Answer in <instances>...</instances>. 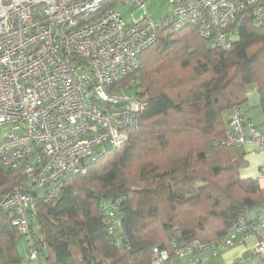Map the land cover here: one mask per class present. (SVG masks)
<instances>
[{"label": "trees", "instance_id": "trees-1", "mask_svg": "<svg viewBox=\"0 0 264 264\" xmlns=\"http://www.w3.org/2000/svg\"><path fill=\"white\" fill-rule=\"evenodd\" d=\"M229 29V50L210 47L200 23L159 31L129 77L146 98L137 128L56 198L40 197L28 232L0 207V264H24L25 237L41 264H154V247L173 255L195 239L211 243L264 206L259 180L241 176L245 153L222 143L230 109L250 112V87L264 111V26L247 6ZM24 178L21 168L0 167V202Z\"/></svg>", "mask_w": 264, "mask_h": 264}, {"label": "built area", "instance_id": "built-area-1", "mask_svg": "<svg viewBox=\"0 0 264 264\" xmlns=\"http://www.w3.org/2000/svg\"><path fill=\"white\" fill-rule=\"evenodd\" d=\"M151 2L0 0V129L6 130L0 167L21 168L25 176L0 207L14 213L13 224L21 231H29L40 197L56 198L65 181L86 174L128 141V129L137 128L146 98L137 79L126 80L159 31L200 23L210 47L229 50L236 36L229 25L239 11L254 6L256 21L264 26L263 0H169L160 21L150 12L125 21L124 9ZM245 114L244 107L230 109L231 132L222 143L238 149L251 144L264 152V123L260 127ZM259 179L264 182V164ZM249 237L258 238L252 254L264 255V213L241 217L211 243L195 239L177 246L173 255L154 247L153 263L187 258L178 264H205ZM32 244L25 259L41 264L38 244Z\"/></svg>", "mask_w": 264, "mask_h": 264}, {"label": "crops", "instance_id": "crops-1", "mask_svg": "<svg viewBox=\"0 0 264 264\" xmlns=\"http://www.w3.org/2000/svg\"><path fill=\"white\" fill-rule=\"evenodd\" d=\"M246 120L255 123L251 117V112L247 113ZM256 125L261 127L263 124ZM241 150L245 153L247 160V164L240 171L241 176L243 178H257L261 188L264 190V182L259 179V171L264 164V152L251 144L246 145ZM259 212L264 213L263 208H253L249 213V217L253 218ZM257 242V237H249L243 244L221 250L217 256L211 257L205 264H264V255L252 254V249ZM186 261L187 258H184L183 261L177 262L176 264L185 263Z\"/></svg>", "mask_w": 264, "mask_h": 264}, {"label": "rangeland", "instance_id": "rangeland-1", "mask_svg": "<svg viewBox=\"0 0 264 264\" xmlns=\"http://www.w3.org/2000/svg\"><path fill=\"white\" fill-rule=\"evenodd\" d=\"M169 0H152V2L146 6H141L134 10L124 9L122 11V15L127 23H133L144 16L145 13H152L156 20L160 21L163 16L167 14L169 11ZM134 79V78H132ZM127 84L131 79H127ZM126 83V82H125ZM123 85V84H122ZM124 86V85H123ZM249 100L248 105L251 108V117L255 121L256 124L264 123V111L261 106H259V94L257 90H254L253 87L249 88ZM6 130L0 129V139L3 137ZM152 198L150 196H146L142 199L143 204L151 202ZM259 208H263L264 206H260ZM32 242H35L32 240ZM258 243V242H257ZM256 243V244H257ZM255 244V245H256ZM17 248L23 258V263L28 264L27 260L24 258L25 253L28 250V238L25 237L22 240L18 241ZM254 248V247H253ZM187 262V261H186Z\"/></svg>", "mask_w": 264, "mask_h": 264}, {"label": "water", "instance_id": "water-1", "mask_svg": "<svg viewBox=\"0 0 264 264\" xmlns=\"http://www.w3.org/2000/svg\"><path fill=\"white\" fill-rule=\"evenodd\" d=\"M218 168H216V170H217Z\"/></svg>", "mask_w": 264, "mask_h": 264}]
</instances>
